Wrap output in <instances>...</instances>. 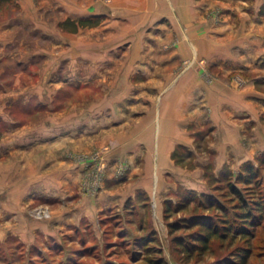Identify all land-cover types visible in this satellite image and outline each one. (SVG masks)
<instances>
[{"label":"rangeland","instance_id":"obj_1","mask_svg":"<svg viewBox=\"0 0 264 264\" xmlns=\"http://www.w3.org/2000/svg\"><path fill=\"white\" fill-rule=\"evenodd\" d=\"M63 1L0 2V39H4L0 42V162L9 153L15 159L17 151L29 154L32 162L41 160V168L35 169L36 176H25L33 182L26 184L23 191L8 192L9 196L5 191L6 200L0 197V264H197L195 258L184 262L175 248L164 218V203L170 200L174 204L181 189L208 191L213 176L224 169L238 172L247 161L264 171V144L258 143L252 129L256 118L264 120V113L257 115L254 106L256 118L249 112L227 114L230 121L250 120L235 146L219 138L215 113L205 112L197 119L196 115L195 119L190 117L185 140L172 145L168 159L147 162L137 159L140 166L143 162L151 165V175L146 177L143 187L120 199L116 189L139 174L128 177L131 169L128 158L117 159L113 150L116 144L102 141L99 135L104 130L86 127L81 120L89 110L88 106L83 107V101L92 100L98 88L95 81L82 78V72L90 73L86 68L89 60L80 47L72 48L77 63L71 68L70 52H65L70 49V40L48 29L56 22L57 31L67 34H85L88 29L89 33L76 38L78 43L81 39L83 43L105 40L112 16L91 11L97 2L112 4L113 0H74L76 10L98 16V23H107L99 32L95 25L76 31L62 28L59 19L66 14ZM38 23L40 30L32 29ZM252 34L256 37L257 32ZM128 44L125 40L116 49L123 52ZM171 44H165L163 51L171 48ZM234 48L240 54L246 52L237 45ZM249 51L254 57L250 64L230 61L224 66L230 68L228 81L236 88H244L251 80L256 84L264 81L249 73L248 68L258 65L255 47L250 46ZM190 64L191 59L187 58L170 63L174 79L166 81L168 86ZM141 76L136 73L134 78L139 80ZM249 97L260 99L257 95ZM74 108L82 110L77 113L79 124L69 125L70 120L64 115ZM128 113L134 117L138 112ZM51 119L58 124L52 125ZM140 191L147 194L144 196L147 204L135 200ZM183 213L181 210L176 214ZM149 229L157 233L155 244L161 247L162 263L150 262L144 252L136 255L132 251L134 236ZM261 237L264 239V232ZM158 255L149 253L151 258ZM258 261L252 258V263Z\"/></svg>","mask_w":264,"mask_h":264},{"label":"crops","instance_id":"obj_2","mask_svg":"<svg viewBox=\"0 0 264 264\" xmlns=\"http://www.w3.org/2000/svg\"><path fill=\"white\" fill-rule=\"evenodd\" d=\"M62 4L66 14L59 21L90 14L76 10L74 0H64ZM262 7L264 0H113L112 4L97 2L91 11V14L104 12L112 16L109 27L103 22L95 24L98 32L103 26L109 28L105 40H83V43L81 39L78 43L76 38L89 33L88 29L84 30L85 34L74 35L58 32L56 22L48 27L55 35L70 40V49L65 52H70L71 68L77 63L72 48L80 47L89 60L86 68L90 73L82 72L84 76H81L95 81L98 88L92 100L83 101V107L88 106L89 110L81 120L86 127L104 130H100L99 135L102 141L116 144L113 150L117 159L128 158L131 163L128 177L139 174L116 189L120 199L143 187L146 177L151 175V165L143 162L140 166L137 159L146 162L168 159L172 145L185 140L190 117L196 115L197 119L205 112L215 113L219 138L235 146L250 120L230 121L227 114L249 112L256 118L254 106L257 115L264 113V81L257 85L251 80L244 88H236L228 81L230 68L224 67L230 61L250 64L254 60L249 51L252 46L256 49L258 65L251 66L248 71L255 73L257 79H264V34H260L264 32ZM235 18L242 21H234ZM35 28L40 30V24L32 29ZM255 31L257 34L253 37ZM125 40L129 44L120 52L116 45ZM167 43H172L171 48L163 51ZM234 45L246 52L240 54L239 49L234 50ZM186 58L191 59V64L168 86L166 81L174 79L170 63ZM136 73L142 75L139 80L134 78ZM251 95L263 100H254L249 97ZM127 99H131L128 104ZM126 110L138 113L132 117ZM80 111L74 108L64 115L70 120L67 124H79L77 113ZM114 120L118 121L114 123ZM49 122L58 124L53 119ZM252 129L258 143L264 144V120L256 118ZM12 154H7L0 162V197L3 200H6L5 191L7 196L10 191H23L26 184L33 182L25 176L33 178L36 167L41 168L40 158L32 162L29 154L23 151L14 152L15 159L11 158ZM51 182L55 184L56 180ZM15 197L18 201V196Z\"/></svg>","mask_w":264,"mask_h":264},{"label":"trees","instance_id":"obj_3","mask_svg":"<svg viewBox=\"0 0 264 264\" xmlns=\"http://www.w3.org/2000/svg\"><path fill=\"white\" fill-rule=\"evenodd\" d=\"M9 0H0L7 2ZM263 12V7L261 13ZM98 16L66 18L59 25L71 31L95 25ZM141 192V193H140ZM136 193L135 200L148 203L145 194ZM173 204L164 203V218L175 248L184 262L193 258L197 264H264V171L247 161L238 172L224 169L210 179L209 190L195 192L181 189ZM184 210L182 215L176 213ZM172 217H174L172 219ZM154 229L135 235L132 251L145 253L147 260L163 261L161 247L155 244ZM260 238V240H259ZM159 254L156 258L150 252ZM213 255L212 259L206 256ZM144 256V255H143Z\"/></svg>","mask_w":264,"mask_h":264}]
</instances>
